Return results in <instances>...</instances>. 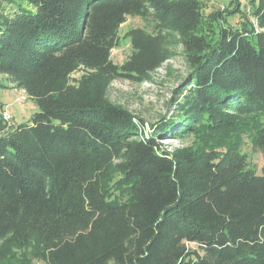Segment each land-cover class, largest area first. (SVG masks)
Masks as SVG:
<instances>
[{
	"label": "trees",
	"instance_id": "16d2710c",
	"mask_svg": "<svg viewBox=\"0 0 264 264\" xmlns=\"http://www.w3.org/2000/svg\"><path fill=\"white\" fill-rule=\"evenodd\" d=\"M245 2L215 16L200 0H0V75L38 107L14 128L0 115V261L264 264V172L236 140L264 117V0ZM127 16L155 30H128L118 65ZM164 31L190 74L147 129L105 82L160 68ZM183 135L201 138L172 152L158 141ZM249 143L264 156V123Z\"/></svg>",
	"mask_w": 264,
	"mask_h": 264
},
{
	"label": "rangeland",
	"instance_id": "374dc122",
	"mask_svg": "<svg viewBox=\"0 0 264 264\" xmlns=\"http://www.w3.org/2000/svg\"><path fill=\"white\" fill-rule=\"evenodd\" d=\"M204 15L219 12H228L233 7L247 6L246 0H200ZM219 23V21H218ZM132 28H141L148 33L154 32V24L150 16H127L125 22L119 27L117 40L111 50V60L115 64H121L130 54V43L125 34ZM166 47L170 53V59L164 62L160 68L149 73L141 83L114 80L105 82L106 98L109 102L120 106L137 118H140L145 127L171 116L175 105L174 100L178 97V90L183 89L190 74L185 57L176 34L164 31ZM83 68L79 67L72 75V82H78L83 74ZM185 88V87H184ZM25 98L21 102L19 98ZM179 98L181 95L179 94ZM0 105L7 109L11 116V127L31 121L33 114L38 112L35 102L27 95L14 87L5 77L0 75ZM264 117H250L245 129L241 130L236 140L239 141V149L247 155L248 162L255 167L256 171L264 172V156L253 150L249 143V137L254 129L262 126ZM201 136L183 135L176 138L159 139L163 149L172 152L176 149L197 146ZM193 247V245L191 246ZM0 264H5L0 261ZM28 264H41L39 261L30 259Z\"/></svg>",
	"mask_w": 264,
	"mask_h": 264
},
{
	"label": "built area",
	"instance_id": "2783aa9c",
	"mask_svg": "<svg viewBox=\"0 0 264 264\" xmlns=\"http://www.w3.org/2000/svg\"><path fill=\"white\" fill-rule=\"evenodd\" d=\"M21 102H24L25 101V98L23 97L22 99L19 98ZM0 115H1V118L3 120V122L7 123L8 125L11 124V119H12V116L10 114V112L5 108L4 110L0 111Z\"/></svg>",
	"mask_w": 264,
	"mask_h": 264
}]
</instances>
